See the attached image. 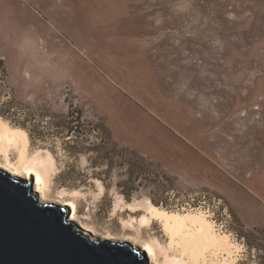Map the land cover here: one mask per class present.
<instances>
[{"label": "rangeland", "instance_id": "374dc122", "mask_svg": "<svg viewBox=\"0 0 264 264\" xmlns=\"http://www.w3.org/2000/svg\"><path fill=\"white\" fill-rule=\"evenodd\" d=\"M0 117L54 158L50 203L93 238L165 243L130 225L155 199L208 212L232 264H264V0H0ZM96 147L146 174L128 183ZM158 170L166 191L145 180Z\"/></svg>", "mask_w": 264, "mask_h": 264}, {"label": "bare ground", "instance_id": "6f19581e", "mask_svg": "<svg viewBox=\"0 0 264 264\" xmlns=\"http://www.w3.org/2000/svg\"><path fill=\"white\" fill-rule=\"evenodd\" d=\"M12 156L15 158L13 159ZM0 167L12 175L25 178L27 181L36 175L34 191L38 194L40 192L39 200L48 203L54 202L50 190L52 174L56 167L54 158L50 154L43 156L41 150L31 153L27 131L11 126L1 117ZM66 205L73 206V203L67 202ZM128 206L131 209H136L132 204H128ZM140 207L139 209L144 210V215L139 220L134 219L130 225L137 222L138 229L141 231L143 227L149 228L154 223H159L166 237L165 243L157 238L141 240L126 231H122L120 235L114 237L127 241L133 240L135 246L146 251L151 263L232 264L236 260L241 249L240 246L231 239L229 234L218 228V224L211 219L208 212L202 209L183 212L169 211L156 206L150 199ZM68 218L75 221L78 219L77 212L73 210ZM80 226L84 231L87 230L97 236L102 235L99 230L82 221ZM107 241L124 242L122 240Z\"/></svg>", "mask_w": 264, "mask_h": 264}, {"label": "water", "instance_id": "95a60500", "mask_svg": "<svg viewBox=\"0 0 264 264\" xmlns=\"http://www.w3.org/2000/svg\"><path fill=\"white\" fill-rule=\"evenodd\" d=\"M70 213L0 167V264H152L126 241L94 239Z\"/></svg>", "mask_w": 264, "mask_h": 264}, {"label": "trees", "instance_id": "16d2710c", "mask_svg": "<svg viewBox=\"0 0 264 264\" xmlns=\"http://www.w3.org/2000/svg\"><path fill=\"white\" fill-rule=\"evenodd\" d=\"M21 127H25V125H21ZM91 151L96 152V154L98 155H102L99 158H101L105 162H107L106 160H111V161H108L109 163H107L108 168L110 170L113 168H119L123 170L126 169L127 175H129L128 183H135L141 178L142 175L144 176L146 174L145 173V168H146L145 163L142 162L140 157L136 155V153L134 152L125 154L127 150L125 149L122 150L118 147H116L115 151H113L115 152L114 153L115 156L113 155V152L104 153L105 151L102 147L93 148L91 149ZM116 152L118 154H116ZM153 177L155 178L152 179L150 175L148 178H145V180L148 181L149 183L156 185V188H158V190L161 192L166 191L168 188H170L168 187L169 179H167L165 174L162 175V172L160 170L155 172ZM119 187H122V186L120 185ZM122 194L126 197L128 201L132 199V195L130 193L124 191ZM152 202L154 204H157L155 199H152Z\"/></svg>", "mask_w": 264, "mask_h": 264}]
</instances>
